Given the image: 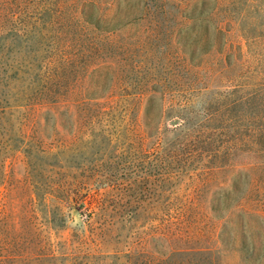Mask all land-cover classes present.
<instances>
[{
    "label": "rangeland",
    "instance_id": "rangeland-1",
    "mask_svg": "<svg viewBox=\"0 0 264 264\" xmlns=\"http://www.w3.org/2000/svg\"><path fill=\"white\" fill-rule=\"evenodd\" d=\"M103 1L124 11L129 0ZM145 1L144 16L121 21L113 43L97 48L95 35L55 23L64 0H0V93L50 90L64 99L38 105L36 114H1V132L27 143L7 159L0 187V258L20 255L8 264H211L208 254L174 249L215 240L205 213L228 182L253 191L256 216L233 207L217 221L234 246L214 263L246 264L237 249L242 237L264 245V115L227 107L257 87L264 0ZM210 3H217L223 51L201 48L210 31L202 13L193 20L200 53L189 65L175 43L177 27ZM114 8L104 17L125 19ZM39 59L49 62L43 72ZM210 142L225 151L210 156ZM212 168L214 180L203 185Z\"/></svg>",
    "mask_w": 264,
    "mask_h": 264
},
{
    "label": "trees",
    "instance_id": "trees-1",
    "mask_svg": "<svg viewBox=\"0 0 264 264\" xmlns=\"http://www.w3.org/2000/svg\"><path fill=\"white\" fill-rule=\"evenodd\" d=\"M106 2V1H105ZM103 0H64V14L63 19L60 20L58 18H55V23L59 24L60 26H63V28H66L67 30H71L73 32H76L77 35H80L84 32L86 34L91 33L96 36V39H94V44H97V48H100L102 46H106L107 42L113 43L114 36H118L122 30H121V21L129 20L133 18H138L141 16H144L146 12L148 11V3H146L145 0H129L126 9L123 11L122 5L118 2L113 3H105ZM216 2V0L214 1ZM116 3V4H115ZM216 4H208L206 6L207 12H204L202 9L199 13L193 14L191 13L189 16H187V22L185 26L181 25L180 27H177L176 34L179 33L178 39L175 40V43L180 50L181 55L185 58L187 63L189 65L192 64L193 59H195L198 56V53H200V50H198V47L194 46L195 42L199 44L198 39L195 38L193 34V28L194 23L193 20L197 17H199L200 14L204 13V15L209 16V24L212 25L210 27V31L207 33L206 39L203 44H201V48L203 50H216L219 52L223 51V45L224 41L223 36L221 33H223L219 26L216 25V20L214 17V11L216 9ZM106 5V6H105ZM112 7H115L114 10L116 11V14L120 12L125 16V19H111L104 17V14L106 12H109L112 10ZM35 25L27 26V27H21L19 28V32H28L31 31ZM209 27L207 29H209ZM218 35L219 38L213 39V35ZM182 35V39H181ZM105 36L103 39L98 37ZM246 38L248 40V47L253 45V37L250 34H246ZM106 39V40H104ZM106 42V45H105ZM125 44H128L125 42ZM108 48V47H105ZM118 48V45H116L115 50ZM200 48V49H201ZM96 49V47H95ZM113 50V49H111ZM5 54V53H4ZM256 52H254V55ZM1 56V55H0ZM258 59L260 63H262L263 68L258 72L260 74L259 81L256 82V89L249 90L246 93H243L239 95L238 97L232 98L230 95L235 93V90L231 91L230 94H228L227 97H231L229 103L227 104V107L230 109L241 110V112L247 113L250 109H254L255 112L257 111V114L264 115V54H261L260 52L257 53V56H254ZM37 68L40 70V72H43V68L49 63L48 61H44L43 59H39L36 61ZM23 62L21 63V65ZM32 64V60L28 62V65L30 66ZM16 71L11 73V77H16ZM38 73L36 74V76ZM60 72L57 74L56 78H59ZM9 76V77H10ZM39 77V75H38ZM60 83H58L59 85ZM7 84H4V87ZM249 84H246L242 86V88H245L249 86ZM41 90V89H40ZM39 94V95H38ZM7 90H2L0 93V187L5 182L6 179V161L9 157L13 156L16 151L24 150L27 143H25V140L17 141L20 139L12 138V137H6L5 133L1 132V128L4 129L5 124L3 121V113L12 111L14 109H29L32 112L36 114V111H38V105H43L45 103L50 104H60L64 102V99L59 97L60 95H51V91H43L42 95L38 92L19 96L16 95V97H12V95ZM39 96V97H37ZM87 103L94 102L91 101V99L85 100ZM96 104V103H92ZM217 111V110H216ZM213 112V117L218 116L217 112ZM250 115V113H249ZM213 118H209L211 121ZM186 119H182L180 121V124L175 128V131H182V126L185 125ZM22 122V121H21ZM181 126V127H180ZM190 127V126H189ZM220 127V126H219ZM188 135H190L188 133ZM262 136V135H261ZM178 139H181L185 141L186 139L183 138L184 136L179 134L177 135ZM163 140H166L165 138ZM255 144H261V139H256L255 137L253 139ZM175 142V141H174ZM173 142V143H174ZM254 145V144H253ZM213 143L210 142L206 146L209 147L211 150L210 156L212 157H218L219 152L225 151V148L221 149H214ZM264 148V147H261ZM222 166V165H221ZM219 166V167H221ZM217 174L214 168L210 169L209 171V177L207 178V181L203 183V185H208L209 180L213 181L214 176ZM227 184V183H226ZM219 185V184H218ZM244 190V187H238L237 183H231L228 182L227 185H224L222 189L221 197H219L217 200L215 198H212V202H216L215 206H212L207 213H205V217L211 221H213L211 228L213 233V241L210 244H204L199 245L195 247H186V248H176L174 249L175 252H190L193 251V253H199V254H208L211 256V264L214 263V257L216 254L224 253V250L229 248V246H234V244L227 240L224 237V228L221 227V231H217L218 229V223L219 220H225V217L227 216V212L233 208L237 207L241 214L248 213L249 215L256 216V211L251 212V207L249 205V195L253 193V191H250L249 193H242ZM215 200V201H214ZM225 223V222H224ZM198 232V231H197ZM196 235L197 233H193ZM200 234V233H198ZM248 235V234H247ZM171 238V237H167ZM237 249H239L241 256L243 258V261L246 262V264H256L258 261L261 260V262H264V245L257 247L256 242L248 236L242 237L240 243L237 244ZM256 249L260 252L258 257H256ZM20 255L17 253H8L4 254L0 258V264H8V261L15 262L19 258ZM164 257L166 255H163Z\"/></svg>",
    "mask_w": 264,
    "mask_h": 264
}]
</instances>
